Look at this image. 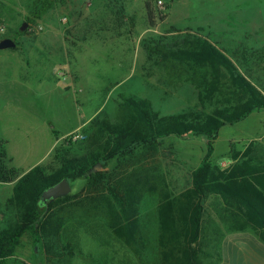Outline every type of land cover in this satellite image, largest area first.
<instances>
[{
	"label": "rangeland",
	"instance_id": "obj_1",
	"mask_svg": "<svg viewBox=\"0 0 264 264\" xmlns=\"http://www.w3.org/2000/svg\"><path fill=\"white\" fill-rule=\"evenodd\" d=\"M32 1L0 0V28H3L0 42L12 38L18 45L0 50L3 104L10 101L19 108L7 112L0 137L5 151L14 154L13 164L21 160L22 150L31 145L32 135L37 154L47 146L48 136L61 144L65 138L80 133L81 129L71 131L91 116L114 121L120 96L147 99L161 115L199 110L196 91L185 81V75L178 80L173 77L171 66L148 58L145 46L153 40L162 39L172 45L198 34L217 42L239 72L249 77L264 95V0H161L167 7L163 15L166 18L161 22L151 6L154 27L149 25L146 10V3L153 5L154 0H56L41 19L29 25L25 17ZM23 24L26 29L21 31ZM38 27H42L40 32ZM149 28L156 32H146L136 41V36ZM31 43L51 46L33 47L35 63L27 67ZM132 66L135 72L130 74ZM263 125L264 110H259L238 124L221 128L211 155L212 163L228 159L230 137L263 130ZM49 128L52 133H48ZM206 142L204 136L163 139L154 171L155 163L143 160L139 154L134 164L118 160L108 163L109 171L123 176L134 165L152 171L145 176L149 180L140 185L141 196L136 202L147 239L144 264H154L159 257L154 253L159 225L156 209L161 196L178 195L190 187L192 172L206 154ZM232 147L240 156L247 149V158L264 166V131L242 143L233 142ZM15 149L18 154L14 153ZM73 150L81 153L77 147ZM36 160L37 157L28 164ZM70 185L73 196L82 191L85 183L77 180ZM161 187L163 192L159 190ZM9 196L10 188L0 185L2 205ZM78 199L73 200L74 204ZM214 201L215 197L209 196L203 202L202 237L210 230L208 213ZM106 210L96 205L88 216L76 211L63 215L64 228L69 231L66 235L69 239L64 238L63 243L71 242L67 252L72 255H46L32 233L27 232L14 255L3 264H140L134 253L112 234ZM198 245L200 261L210 262L202 256L204 247L200 241ZM212 252L215 253L207 252L209 257L214 256Z\"/></svg>",
	"mask_w": 264,
	"mask_h": 264
},
{
	"label": "trees",
	"instance_id": "obj_2",
	"mask_svg": "<svg viewBox=\"0 0 264 264\" xmlns=\"http://www.w3.org/2000/svg\"><path fill=\"white\" fill-rule=\"evenodd\" d=\"M56 0H33L25 21L30 25L41 19ZM149 25H156L151 5L146 3ZM166 16L160 17L163 22ZM25 33V32H24ZM12 39V38H11ZM13 40V39H12ZM15 46H17V43ZM149 59L182 73L196 72L186 82L198 92L200 110L161 115L151 102L134 96H120L114 121L96 116L81 130L83 140L65 138L46 162L25 174L9 165L0 142V184L14 183L11 196L0 203V264L11 258L21 238L31 232L34 241L48 256H69L71 242L63 239L65 213L89 215L102 205L109 215L112 234L126 245L140 264H144L147 239L138 218L136 202L140 185L151 170L135 167L123 176L109 171L113 160L134 164L158 154L161 140L175 136H204L206 154L191 175V186L179 195L163 194L158 215L159 257L154 264H201L198 245L202 232L204 200L214 196L226 213L229 230H252L264 241V166L254 164L243 154L231 153L226 165L211 161L213 142L219 130L233 125L254 111L264 110V95L238 67L207 38L186 37L172 45L162 39L145 46ZM79 148L81 153L74 151ZM139 154V157H138ZM96 164L100 169L94 171ZM132 166V165H131ZM62 179L81 180L80 193L44 203L42 194ZM152 179V177H150ZM76 198L78 202L74 204Z\"/></svg>",
	"mask_w": 264,
	"mask_h": 264
},
{
	"label": "crops",
	"instance_id": "obj_3",
	"mask_svg": "<svg viewBox=\"0 0 264 264\" xmlns=\"http://www.w3.org/2000/svg\"><path fill=\"white\" fill-rule=\"evenodd\" d=\"M146 32L154 33L156 31L153 30V28H149L148 30H145L142 33L140 32L135 38L136 41L140 40ZM190 34H193V33L190 32ZM114 37H115V35H114ZM192 37H201V36H199L198 34H193ZM211 44H213L217 49H219L217 46V42H211ZM63 45L65 46L64 43H63ZM35 46H37V47H48L49 48L51 46V44L50 45H47V43L42 44V45H39V43L29 44L28 47H31V50H30V56H29L28 61H27V67H28L29 63L30 64L32 63V65H34V63H35V52H34V48H33ZM13 48H18V45L13 47ZM221 52L224 53L223 51H221ZM135 62H136V60H135ZM133 65H135V63ZM134 72H135V69L132 66V69H130V74H133ZM139 73H141L140 69H139ZM172 74H174L173 77H176L178 80H180L184 77L183 74L185 75V79L192 80V79L196 78V75H195L196 72H193V71H187L186 73H182L180 70H173ZM248 78L249 77H247V79ZM71 79L76 80L75 75H71ZM189 85L196 91L198 107L200 110V104H199V100H198L197 89L192 84L189 83ZM4 93H5V91L3 90V88L0 84V137L2 136V132H3L2 125H3L4 118L7 117V112L12 113L13 111H17L19 109L18 107L14 106V104L10 101L6 102L5 105L3 104L2 97H3ZM258 111H254V112H258ZM254 112H252L251 114L253 115ZM95 117L96 116H94V117L91 116L87 120L81 121L78 125H76V127L71 132H73L77 129L82 130V129L86 128L88 126V124L90 123V121ZM243 120H241V121H243ZM241 121L237 122V124L240 123ZM230 126H232V125H230ZM49 130L50 131L48 133H52L53 130L50 128H49ZM260 131H264V127H263V130L254 129L251 133L248 132L247 134H242V136H240V137H238V136L237 137H230L229 138V151H228V156H227L228 159L225 161H222L221 162L222 165H225V164L227 165L230 162V159H231V153L230 152L233 151L234 153H239V152L235 151L236 149L234 150V148L232 147L233 142L242 143L243 141H246V140L250 139L251 137H254ZM71 132H69V133H71ZM215 140L213 142V151H214ZM61 144H60V142L58 143L56 139L53 140V139H51L50 136H48L47 146L44 148V150L42 152L35 154L33 135H32V143L30 146L28 145L26 148H24L22 150L23 151L22 157L18 163L13 164L14 159H15L13 153H10L7 150L6 154H7V157L10 158L9 159L11 161L10 164L14 165L13 167L18 169V170L22 169L21 170L22 172H20V173L23 175V174L27 173L28 171H30L33 167L46 162V160L48 159V157L50 156L52 151L55 149V147H57ZM248 148H251V146H249ZM160 149L161 148L159 147L158 154L156 155V157L153 159H150L148 161V162H154L155 163V167H154V169H152V171H154L157 168L158 155L160 154ZM14 153L18 154L16 152V149L14 150ZM35 157H37V160L33 164H30V163L28 164V161L29 160L32 161ZM251 160L253 161L254 164H256L255 160H253V159H251ZM221 163H215V165H219ZM152 171H151V173H152ZM0 185H3L5 188H10L11 194H12L14 183H6V184H0ZM187 189L188 188L182 190L180 193L184 192ZM159 190L162 191V187L159 188ZM8 198H6V200ZM215 200L216 201H214L213 207L210 209V211L208 213L210 230H209L207 236H205V237L200 236V240H199L204 247L203 248L204 252L202 251V256L205 257V259L207 257V258H209L208 260H211L210 262H208L206 264H264V241H262L260 239V237L258 236L257 233H255L254 231L249 230V229L241 230V231L229 230L228 225H227L226 213L224 211V208L221 205L219 200H217L216 198H215ZM156 215H157V213H156ZM203 215H204V212H203ZM157 219H158V215H157ZM202 222H203V219H202ZM157 232H158V229H157ZM157 237H158V235H157ZM220 241L222 242V245H221V243L219 244ZM218 245H219V248H217ZM211 250L215 251V253L212 252L214 255L213 257H209L210 254L207 253L208 251H211ZM154 254H155V256H159L158 240H157L156 253H154ZM200 262H201V264H204V262H202V261H200Z\"/></svg>",
	"mask_w": 264,
	"mask_h": 264
},
{
	"label": "water",
	"instance_id": "obj_4",
	"mask_svg": "<svg viewBox=\"0 0 264 264\" xmlns=\"http://www.w3.org/2000/svg\"><path fill=\"white\" fill-rule=\"evenodd\" d=\"M25 29H26V24H23L21 26V31ZM13 47H15V43L9 38H6L0 42V50L13 48ZM98 169H100V165L96 164L94 167V171H97ZM71 191L72 188L70 182L67 179H62L61 181L49 187L47 190L43 192L42 200L44 203H47V201H52L68 196L71 194Z\"/></svg>",
	"mask_w": 264,
	"mask_h": 264
},
{
	"label": "built area",
	"instance_id": "obj_5",
	"mask_svg": "<svg viewBox=\"0 0 264 264\" xmlns=\"http://www.w3.org/2000/svg\"><path fill=\"white\" fill-rule=\"evenodd\" d=\"M147 2H150V0H146ZM151 6L154 8V12L156 13V17H161L165 14L166 12V5L164 2H162L161 0H154V4ZM1 31H3V28H0ZM42 30V27H38L37 32H40ZM61 76H63L65 78L64 74H61ZM72 141H80L84 139V136L82 135V133H78L75 134L74 136L71 137Z\"/></svg>",
	"mask_w": 264,
	"mask_h": 264
}]
</instances>
